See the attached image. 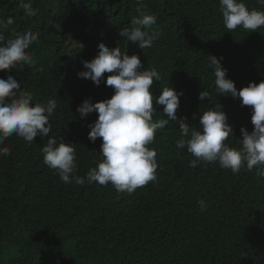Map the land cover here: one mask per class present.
<instances>
[{
  "label": "trees",
  "instance_id": "1",
  "mask_svg": "<svg viewBox=\"0 0 264 264\" xmlns=\"http://www.w3.org/2000/svg\"><path fill=\"white\" fill-rule=\"evenodd\" d=\"M249 9L264 10L256 0ZM39 12L25 15L19 0H0V19L14 23L4 35L39 34V46L27 50L33 62L22 69L0 72L14 76L34 101L55 99L58 108L50 119L59 141L76 144L78 175L95 167L102 138L88 139L97 113L80 118L85 100L110 99L114 91L102 82L78 77L83 61L98 54V45L119 46L140 56L144 68L155 67L153 95L164 87L183 92L178 118L200 127L204 111L222 105L234 130L232 146L243 139L240 129L252 131L251 108L239 98L216 92L208 56L226 68L227 78L239 91L264 80V27L250 32L238 27L229 32L219 0H143L155 14L162 35L151 48L126 44L119 32L132 27L137 0H32ZM109 73H105V80ZM211 99L201 102V91ZM154 107L153 120L167 118L163 106ZM178 124L158 130L150 146L157 152V180L135 192H117L109 184H64L43 163L41 148L49 137L35 138L28 146L13 135L5 141L11 154L0 156V264H264V179L255 171L233 175L218 164L189 167L192 155L177 149ZM94 152L95 154H90ZM198 199L206 201L201 212ZM103 236V239L100 237Z\"/></svg>",
  "mask_w": 264,
  "mask_h": 264
},
{
  "label": "clouds",
  "instance_id": "2",
  "mask_svg": "<svg viewBox=\"0 0 264 264\" xmlns=\"http://www.w3.org/2000/svg\"><path fill=\"white\" fill-rule=\"evenodd\" d=\"M143 0H137V15L131 19L132 27H124L119 35L124 42L138 45L143 50L151 48L162 33L152 29L157 17L142 6ZM264 6V0H256ZM220 11L225 28L231 32L238 27L250 32H257L264 27V10L249 9L245 0H219ZM19 6L28 17H36L39 9L34 8L32 0H19ZM14 23L13 18L6 22L0 19V72L11 69H22L23 65L33 62L27 51L31 45L39 46V34L32 31H13V38L6 40L5 31ZM209 67L213 69L216 92L222 97L239 98L241 106H250L253 129H240L242 140L239 146H232L228 141L234 130L228 123L227 114L219 103L203 112L199 117V125L190 126L187 118H178L180 97L183 92L164 87L159 97L153 95L154 81H160L161 75L155 67L144 68L140 56L128 55L119 46L109 48L105 44L98 45V54L89 61H83L86 71L78 73L82 79H90L96 86L102 82L111 86L114 94L110 99L92 103L85 100L77 108L80 118L97 113L98 119L89 125L88 139L95 143L102 138L99 156L95 167L89 168L84 176L78 175V156L76 144L66 143L50 137L52 124L50 119L55 114L58 104L55 99L46 102L34 101L31 92L21 88V83L14 76L0 78V156L11 154L5 141L15 135L25 141L28 146L36 137H49L47 144L41 148L43 163L64 184L84 186L96 183L98 186L111 184L117 192H135L149 182L157 180L156 149L150 147L158 130H163L170 122L179 126L180 139L175 143L177 149H185L191 154L189 167L199 164H218L220 168L229 170L233 175L241 170L255 171L264 179V80L260 83L250 82L239 91L234 81L227 78V69L220 62L222 58L208 56ZM105 73H109L105 80ZM208 90L200 92L198 99L203 102L211 99ZM156 106H163V115L167 118L153 120ZM90 154H95L90 152ZM200 211L206 210L203 199L197 201Z\"/></svg>",
  "mask_w": 264,
  "mask_h": 264
},
{
  "label": "rangeland",
  "instance_id": "3",
  "mask_svg": "<svg viewBox=\"0 0 264 264\" xmlns=\"http://www.w3.org/2000/svg\"><path fill=\"white\" fill-rule=\"evenodd\" d=\"M103 238H104L103 236L100 237V239H103Z\"/></svg>",
  "mask_w": 264,
  "mask_h": 264
}]
</instances>
